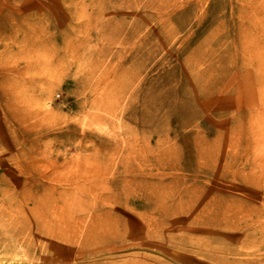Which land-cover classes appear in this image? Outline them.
Here are the masks:
<instances>
[{
	"label": "rangeland",
	"instance_id": "1",
	"mask_svg": "<svg viewBox=\"0 0 264 264\" xmlns=\"http://www.w3.org/2000/svg\"><path fill=\"white\" fill-rule=\"evenodd\" d=\"M1 86L0 264H264V0H0Z\"/></svg>",
	"mask_w": 264,
	"mask_h": 264
},
{
	"label": "bare ground",
	"instance_id": "2",
	"mask_svg": "<svg viewBox=\"0 0 264 264\" xmlns=\"http://www.w3.org/2000/svg\"><path fill=\"white\" fill-rule=\"evenodd\" d=\"M5 79V78H4ZM0 91H2V86H1V88H0ZM248 102V101H247ZM242 115L243 116H247L248 115V113H247V111H244V112H242ZM219 128V134H221V136H229V134L230 133H233V132H235L238 128L240 129V127H239V125L238 126H235V128L233 129V126L232 127H218ZM238 132H239V130H238ZM225 138V137H224ZM222 139H223V137H222ZM223 145V144H222ZM226 145L229 147L230 145H231V143H230V145H229V141L227 140V142L225 143V147H226ZM232 146V145H231ZM220 151V148H217L216 149V151L215 152H219ZM200 156L202 157V158H208V156H207V153H200ZM212 159H214L215 160V162H216V164L217 163H219V161L221 160V159H223V162H224V165H222V166H224V168L222 169V167H220L219 169H218V173H219V175H221V176H224L226 173H228V168L231 166V164L232 163H234V158L232 157V156H230L229 154H223L222 155V157H221V159H219L218 158V156L217 155H215V156H213L212 157ZM248 173V172H247ZM239 176V178H242L243 180H246V181H249V180H251V181H253L254 179H249L248 177H245L244 175L242 176V175H238ZM258 177V176H257ZM260 180V179H259ZM258 180V181H259ZM250 181V182H251ZM216 214L217 213H219V210H217L216 212H215ZM56 235H57V233H56ZM59 235V234H58ZM56 236L57 237V239H58V237L59 236ZM61 236V235H60ZM63 239V238H62Z\"/></svg>",
	"mask_w": 264,
	"mask_h": 264
}]
</instances>
